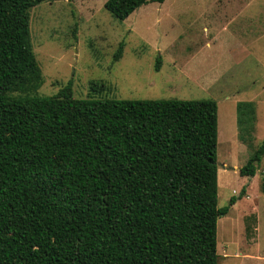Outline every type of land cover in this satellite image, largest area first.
Listing matches in <instances>:
<instances>
[{"label":"trees","instance_id":"1","mask_svg":"<svg viewBox=\"0 0 264 264\" xmlns=\"http://www.w3.org/2000/svg\"><path fill=\"white\" fill-rule=\"evenodd\" d=\"M42 1L0 0V264H218V218L244 191L217 205L216 102L75 98L70 83L35 95L29 23ZM163 1L104 8L122 21ZM235 110L245 141L254 104ZM263 156L264 134L239 175Z\"/></svg>","mask_w":264,"mask_h":264},{"label":"rangeland","instance_id":"2","mask_svg":"<svg viewBox=\"0 0 264 264\" xmlns=\"http://www.w3.org/2000/svg\"><path fill=\"white\" fill-rule=\"evenodd\" d=\"M104 1H42L31 8L32 49L44 77L35 95L70 83L75 98L214 100L217 205L244 191L218 218V264H264V156L252 177L238 172L264 134V0L149 2L122 21ZM239 101L255 108L245 141L238 136Z\"/></svg>","mask_w":264,"mask_h":264}]
</instances>
